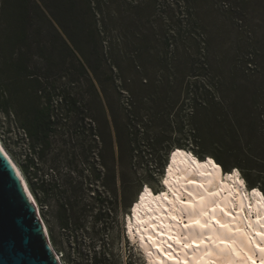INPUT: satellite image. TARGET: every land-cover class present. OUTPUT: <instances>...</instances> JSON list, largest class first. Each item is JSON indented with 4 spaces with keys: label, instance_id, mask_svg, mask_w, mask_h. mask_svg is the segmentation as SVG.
I'll use <instances>...</instances> for the list:
<instances>
[{
    "label": "rangeland",
    "instance_id": "374dc122",
    "mask_svg": "<svg viewBox=\"0 0 264 264\" xmlns=\"http://www.w3.org/2000/svg\"><path fill=\"white\" fill-rule=\"evenodd\" d=\"M22 30L14 56L38 83H13L0 53V140L64 264H150L124 220L179 154L236 156L263 198L264 0H0V43ZM37 84L46 144L20 124Z\"/></svg>",
    "mask_w": 264,
    "mask_h": 264
},
{
    "label": "bare ground",
    "instance_id": "6f19581e",
    "mask_svg": "<svg viewBox=\"0 0 264 264\" xmlns=\"http://www.w3.org/2000/svg\"><path fill=\"white\" fill-rule=\"evenodd\" d=\"M0 147L17 170L23 186L40 213L37 201L21 170L2 144ZM216 166L210 163L206 167H200L194 158L177 155L168 166V183L165 191L158 195L154 194L155 196L150 192L143 195L139 205L133 210L134 217L124 220L125 236L131 243H137L133 245L141 249L150 264H183L184 261H187V264H253V261L255 264H261L264 253H261L259 248H264V237L257 236L256 233L264 232V200L258 192L252 191L250 194L246 191V184L240 181L242 175L238 168L234 169L231 175H226ZM201 185L203 187H200ZM188 193H192V196ZM160 195L163 196L162 199L158 197ZM200 196L206 197L205 210L209 216L213 215L212 208L219 205L235 217L229 220L219 208L214 214L222 222H230L234 228L239 227L243 230L233 237L236 240L233 248L213 244L207 239L214 236L213 229L220 231L214 221L212 228L203 231L198 226L189 229L183 227L184 224L190 223V219L195 220L198 214L193 213L190 217L188 212L183 211L190 205L187 203L182 205L180 201L196 203ZM177 197L180 200H177ZM173 216L177 219L173 220ZM201 222H205L203 218ZM176 238L181 240L180 244L176 243ZM193 238L200 244L199 247L192 245ZM201 239L205 243L201 244ZM185 244L192 246L186 248ZM58 256L64 264L59 254ZM249 256L252 259H249Z\"/></svg>",
    "mask_w": 264,
    "mask_h": 264
},
{
    "label": "water",
    "instance_id": "95a60500",
    "mask_svg": "<svg viewBox=\"0 0 264 264\" xmlns=\"http://www.w3.org/2000/svg\"><path fill=\"white\" fill-rule=\"evenodd\" d=\"M1 148L0 264H62L37 207Z\"/></svg>",
    "mask_w": 264,
    "mask_h": 264
},
{
    "label": "trees",
    "instance_id": "16d2710c",
    "mask_svg": "<svg viewBox=\"0 0 264 264\" xmlns=\"http://www.w3.org/2000/svg\"><path fill=\"white\" fill-rule=\"evenodd\" d=\"M24 10H25V7L22 8V12ZM21 15H24V12L21 13ZM24 31L25 30H22V32L13 33V38L11 36L6 37L3 40V42L0 43V53H2L3 57L6 56L10 61H12L13 75L10 76L9 78H10V80H13V83L15 82V80L20 81V82L35 81L38 83L37 79L31 78V76L34 73L28 71L27 63L25 60V58H26L25 52H19L17 54V56H14V49H15V46L17 44V41H19V42L20 41H22V42L26 41V36H25ZM12 39H13V47L11 45ZM12 54H13V58H12ZM28 79H33V80H28ZM14 87H15V84H14ZM34 95H35L34 96L35 99L31 100V92L30 93L29 92L19 93L20 98L18 97V100H20V99L22 100V102H20L21 107H22V112H25V113L28 112V114H30V118H27V116H25L22 119V121H20V124H21L23 130L25 131V133L29 137H31L32 140L35 139L37 142L39 141V143L43 142L44 144H46L48 141V137H49L50 133L52 132L51 114H50L49 108L47 106H45V107L38 106L40 99L43 96L42 90L38 84H37V87H35ZM10 99L8 97L6 101L10 103V102H12V99H13V101L15 100L14 92H13V98H10ZM23 100H25V101H23ZM33 101H36V103L34 104ZM20 103H19V105H20ZM0 107L3 109V111L7 112L8 114L11 112L9 110V108H7V107L3 108V106H1V105H0ZM15 111L16 110L13 107V113H15V115L18 116V112H15ZM228 149H230V151L234 150L231 147ZM209 158H211L209 160H212L215 165L219 166L222 174H224L223 169L228 172L233 167L236 169L239 166V164L237 162L238 158L236 156L234 157V161H236V163L233 165H229V166L223 161L220 162L218 160L217 156L209 157ZM204 161H206V162L200 163V165L203 164L202 167H206L210 164V163H207L208 159H206ZM169 164H168V166H169ZM19 167H20L21 171L23 172V174H25V172L27 171V167H21V166H19ZM239 167H241V166H239ZM242 168H246V167H242ZM226 175H229V174H226ZM252 186H254V185H252ZM252 186H250V187H252ZM252 188H254V187H252ZM32 190L35 192L34 187H32ZM261 190L264 191L263 189H261ZM262 191H260V192H262ZM158 197H161V196H158Z\"/></svg>",
    "mask_w": 264,
    "mask_h": 264
},
{
    "label": "snow or ice",
    "instance_id": "6c2138e0",
    "mask_svg": "<svg viewBox=\"0 0 264 264\" xmlns=\"http://www.w3.org/2000/svg\"><path fill=\"white\" fill-rule=\"evenodd\" d=\"M216 167H219V166H216ZM164 183L167 184L168 183L167 180H165ZM241 183H243V181H241ZM200 187H203V185H201ZM253 191L255 192L256 190L254 189ZM188 195L192 196V193H188ZM210 195H212V194H210ZM177 200H180V198L177 197ZM205 201H206V197H204V196H200L199 201L196 203H193L192 201H188V202H185L183 200L180 201V203L182 205L185 203L190 205V207H185L183 209V211L189 213L190 217L192 216L193 213L198 214L197 218L195 220L190 219V223L184 224L183 227L185 229H189L193 226H198L199 229H201L203 231L205 229L212 228V222L214 221L215 224L219 226L220 231L213 229L214 236H209L207 239L212 241L213 244L218 243L220 245H224L225 248H233L236 245V240L233 237L237 233H242L243 230L239 227L234 228L230 222H222L220 219L216 218V216L214 214L216 213L217 208H219V210L221 212H223L224 216L228 217L229 220L235 219V217L233 216V214L231 212H226L223 208H220L219 205L212 208L211 211H212L213 215L209 216L208 211L205 210ZM201 218H203L205 222L202 223ZM172 219L176 220L177 217L173 216ZM249 227H251V225H249ZM256 235L264 237V232H258V233H256ZM186 239H187V237H186ZM176 243L180 244L181 240L179 238H176ZM200 243L203 244V243H205V241L203 239H201ZM192 245H195L196 247L200 246V244H197V242L194 238L192 239ZM192 245L185 244L184 247L187 248V247H191ZM169 247H171V245H169ZM257 247L259 248V245H257ZM224 250L225 249H221V251H224ZM259 250L261 253H264V248H259ZM249 259H252L251 256H249ZM183 264H187V261H184ZM253 264H255V261H253ZM261 264H264V259L261 260Z\"/></svg>",
    "mask_w": 264,
    "mask_h": 264
}]
</instances>
